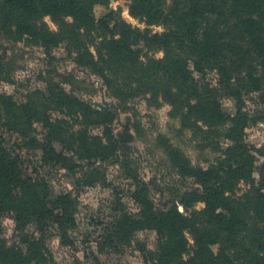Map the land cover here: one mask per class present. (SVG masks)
I'll return each mask as SVG.
<instances>
[{
  "label": "trees",
  "instance_id": "obj_1",
  "mask_svg": "<svg viewBox=\"0 0 264 264\" xmlns=\"http://www.w3.org/2000/svg\"><path fill=\"white\" fill-rule=\"evenodd\" d=\"M129 1L133 16L164 31L141 30L114 11L98 17L103 0H0V38L41 46L48 54L64 44L75 63L98 76L118 104L141 95L162 97L185 120L202 122L210 136L228 141L226 148L218 146V163L207 169L169 147L172 167L183 181L195 183L174 190V198L185 210L197 202L204 203L203 209L186 215L178 205L157 203L151 183L141 177L129 149L110 127L116 114L85 102L74 88L50 84L44 100L34 93L20 105L0 93V123L43 149L48 164H61L74 175L82 170L77 184L86 179L94 185L102 176L106 180L99 162L118 165L134 182L124 195L140 205V212L111 224L107 241L129 243L136 233L154 230L158 240L153 250L136 238L152 264H264V162L257 179L254 148L246 140L252 117L244 110V93L250 91L260 93L264 109V0ZM47 16L57 30L45 22ZM153 50L163 51L164 57L150 56ZM4 73L1 56L0 77ZM223 96L236 101L235 114L223 110ZM53 110L104 126L103 136L92 137L68 120L52 119ZM39 124L46 130L42 141L36 136ZM57 142L64 150L58 151ZM258 152L264 158V148ZM242 183L247 189L239 194ZM77 204L72 192L53 197L47 181L28 176L21 156L0 134V216L12 215L17 237L13 243L0 238V264H59L45 240L55 226L62 243L71 244Z\"/></svg>",
  "mask_w": 264,
  "mask_h": 264
},
{
  "label": "rangeland",
  "instance_id": "obj_2",
  "mask_svg": "<svg viewBox=\"0 0 264 264\" xmlns=\"http://www.w3.org/2000/svg\"><path fill=\"white\" fill-rule=\"evenodd\" d=\"M168 3L171 0H167ZM97 15L102 17L114 11L118 18L127 21L136 28L149 30L152 33L164 31L161 25H147L142 19L130 13L129 0H103L97 6ZM45 22L53 30L58 25L47 16ZM146 52V51H145ZM155 58L164 57L161 50L149 51ZM4 59L5 73L0 77V93L12 97L18 105L27 102L28 98L37 93L38 100H44L48 95V85L58 84L66 90L74 88L76 95L99 109H111L116 118L110 125L114 135L123 141L129 149L134 161L133 166L141 177L151 183V192L157 203H172L189 215L194 209L204 208V203L197 202L194 207L185 210L174 198V190H185L195 187L193 180L181 178L172 167L169 158L170 146L179 148L196 167L209 168L218 163L222 152L219 147L226 148L228 141L220 140L217 135L210 136L205 131L207 126L193 120H185L181 113L173 111L172 105L162 97L151 99L150 95H141L128 101L127 105L118 104L106 90L103 81L80 68L64 44L48 54L43 47L26 44L25 42L11 43L0 38V57ZM196 78H200L195 73ZM212 78H216L213 73ZM259 92H245L244 110L252 117L246 129V140L254 148L256 156L255 177L259 179L260 167L264 162L258 150L264 148V115L263 105L259 101ZM223 110L235 114L236 101L229 97L221 98ZM262 115V116H261ZM52 119L68 120L75 129H86L92 137H102L104 126H92L84 123L81 117L61 110H53ZM37 138L44 140L43 125L39 124ZM203 128L202 130L199 128ZM2 134L7 145L19 154L23 160V167L28 176L47 181L56 197L62 193L72 192L78 200L76 210V227L70 231L71 244H63L57 228H50L46 238V245L55 261L59 264H152L141 250V244L148 250H153L158 236L154 230H143L136 233V238L129 243H122L119 238L115 242L107 241L111 224L121 216H135L140 212V205L126 194L134 187V182L126 179L118 165L99 162L104 170V176L94 185L77 184L76 180L83 175L82 170L77 175L72 174L61 164H48L45 161L43 149L35 148L27 143L19 133L10 131L0 123ZM106 141V138L104 139ZM58 151L64 150L61 143H55ZM66 151V150H65ZM88 165V161L82 162ZM86 171V170H85ZM87 178V176H84ZM84 180V179H83ZM247 189L242 183L239 194ZM193 249L194 241L190 233L187 234ZM0 238L13 243L17 237L15 221L12 215L0 216ZM217 250V246L214 247Z\"/></svg>",
  "mask_w": 264,
  "mask_h": 264
}]
</instances>
